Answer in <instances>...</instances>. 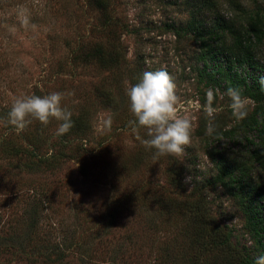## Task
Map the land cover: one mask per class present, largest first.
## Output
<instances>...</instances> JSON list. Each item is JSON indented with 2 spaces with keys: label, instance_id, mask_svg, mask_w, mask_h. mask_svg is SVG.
<instances>
[{
  "label": "rangeland",
  "instance_id": "374dc122",
  "mask_svg": "<svg viewBox=\"0 0 264 264\" xmlns=\"http://www.w3.org/2000/svg\"><path fill=\"white\" fill-rule=\"evenodd\" d=\"M92 2L0 0V264H252L261 254L242 195L264 215V90L251 89L242 72L231 82L210 79L209 66L203 71L206 46L223 38L219 30L189 32L186 0H105V11ZM239 3L246 7L234 12L244 21L264 18V8L255 12L264 0ZM222 12H229L224 5ZM78 35L87 48L111 40L123 61L110 70L72 64ZM258 46L264 58V38ZM160 69L172 76L177 113L192 120V133L181 156L153 163L154 150L141 144L146 130L129 126L126 89L135 76L134 83ZM229 87L247 105L242 120L229 108ZM98 90L108 91L111 104ZM208 90L215 96L211 136ZM53 91L73 93L62 104L82 129L57 136L56 120H33L22 132L6 125L16 97ZM197 195L215 243L199 242L183 215Z\"/></svg>",
  "mask_w": 264,
  "mask_h": 264
},
{
  "label": "trees",
  "instance_id": "16d2710c",
  "mask_svg": "<svg viewBox=\"0 0 264 264\" xmlns=\"http://www.w3.org/2000/svg\"><path fill=\"white\" fill-rule=\"evenodd\" d=\"M53 1L61 2V0ZM92 4L102 11H105L107 5L105 0H93ZM186 4L190 10L186 22L190 33L200 37L204 35L209 37L219 30L223 38L219 42L212 41L210 45L206 46L204 52L207 54L205 57L208 59V63L204 64L203 71L209 66L206 74L210 79L214 80V75L221 74L231 82L241 79L238 77L242 72L244 74L242 80L249 79V87L261 92L258 78L264 75V58L260 57L257 50L261 48L258 44L264 38V18L258 16L256 19L250 18L246 21L241 19L234 11L235 9L240 11L246 6L242 7L239 0H186ZM220 5H224L228 9V14L220 13ZM261 8H264V5L260 3L255 10L257 15ZM77 44V48L73 50L71 61L72 64L80 67L88 65L110 70L123 61L124 56L121 54V49L111 40L105 42V38H103L102 41L87 48V43L83 44L78 35ZM135 77L132 79L133 84ZM98 94L103 96L105 103L111 104L107 90H98ZM73 122V127L68 133H74L83 127L81 125L83 122L78 117H75ZM251 124L250 127L254 128L259 125L255 118H252ZM169 173H174V171L171 170ZM226 173L232 175L233 172L227 170ZM174 177H169L172 183ZM242 199L251 234L257 242L261 256H264V215L261 214L263 207L252 202L250 195L243 194ZM126 203L127 201H124L119 206H124ZM184 210L183 215L187 214L195 223L193 230L198 241L203 242V245L207 242L215 243L217 240L216 238L213 240V238L218 234L216 228L207 222L208 210L201 196L194 197Z\"/></svg>",
  "mask_w": 264,
  "mask_h": 264
},
{
  "label": "clouds",
  "instance_id": "9594fccd",
  "mask_svg": "<svg viewBox=\"0 0 264 264\" xmlns=\"http://www.w3.org/2000/svg\"><path fill=\"white\" fill-rule=\"evenodd\" d=\"M20 23L28 26L29 17L21 14ZM261 90H264V75L258 78ZM176 84L165 69L145 71L137 82L126 89L129 111L133 119L129 120L132 130H146L147 138L141 139L146 150H154L153 163L162 156L179 157L184 153L185 146L191 143L192 120L177 113L178 97ZM72 92L53 91L43 96L23 95L16 97L7 112L6 125H11L17 132H22L33 120L47 126L51 120L59 121L56 135L61 136L73 127L72 112L62 104L65 96ZM227 96L230 98L229 108L236 120L247 116V105L237 88L229 87ZM214 92L206 93L203 111L209 119L207 135L216 132L214 120L215 109L212 107ZM111 118L104 122V130L110 131ZM139 138V137H138ZM189 178H186V182ZM254 264H264V256H258Z\"/></svg>",
  "mask_w": 264,
  "mask_h": 264
}]
</instances>
